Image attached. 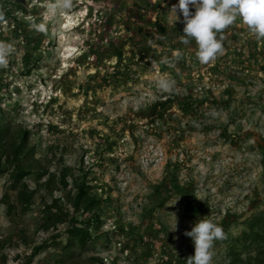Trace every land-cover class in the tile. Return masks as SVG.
<instances>
[{
	"label": "rangeland",
	"instance_id": "374dc122",
	"mask_svg": "<svg viewBox=\"0 0 264 264\" xmlns=\"http://www.w3.org/2000/svg\"><path fill=\"white\" fill-rule=\"evenodd\" d=\"M178 2L54 11L59 0H0V41L13 49L0 67V127L12 141L27 133L15 162L32 172L15 185L0 147V264H187L184 233L204 216L226 233L212 264H264V39L238 18L203 64L196 42L182 43L179 10L173 23ZM84 182L99 200L88 210L74 207ZM94 216L86 247L60 263L70 220Z\"/></svg>",
	"mask_w": 264,
	"mask_h": 264
},
{
	"label": "clouds",
	"instance_id": "9594fccd",
	"mask_svg": "<svg viewBox=\"0 0 264 264\" xmlns=\"http://www.w3.org/2000/svg\"><path fill=\"white\" fill-rule=\"evenodd\" d=\"M71 6L72 0H59L58 4L50 5L54 11ZM190 7L195 11H190ZM178 10L182 13L185 25L181 35L182 43L187 45L194 40L197 57L203 64L214 61L223 52V39L218 38V34L237 22L238 18L256 38L264 39V0H179L170 10L173 23L179 19ZM33 26L41 32L47 30L44 23ZM12 50L10 43L0 41V67L7 65ZM176 55L179 56L178 51ZM172 83L168 79H161L159 86L170 89ZM176 224L174 215V230ZM184 235L192 238L195 249L194 255L187 259V264H212L214 242L226 238L222 226L207 216L197 220L191 231H186Z\"/></svg>",
	"mask_w": 264,
	"mask_h": 264
},
{
	"label": "trees",
	"instance_id": "16d2710c",
	"mask_svg": "<svg viewBox=\"0 0 264 264\" xmlns=\"http://www.w3.org/2000/svg\"><path fill=\"white\" fill-rule=\"evenodd\" d=\"M160 30L164 31L162 28ZM30 41L33 45H36L37 43L35 39L33 38H30ZM117 57L121 59L120 54H118ZM26 64H29V62L27 61ZM165 105H166V102H163V103L160 102V103L155 104L152 107V113L153 114L157 113V111L161 109L163 111L165 109ZM186 106L189 107L188 104ZM8 132H9V129L6 126L0 127V147L4 149V153L7 155V161L11 165L15 166V169L11 173V178L14 181V184L18 185L23 181L25 177L32 174V172H26V170L23 167H21L18 164V162H15V161H18L20 155L26 151L25 150L26 149L25 138L27 136V133L21 132L17 134L16 139H18V141L16 139L12 141V139L8 138ZM167 187L168 186H165V188ZM78 189H79L78 193L74 199V207L76 209H78L80 205L83 203L85 204V207L87 210L92 209L93 207L98 205L99 200L87 198L88 197L87 191L90 189V187L87 186L85 182L82 183ZM20 197L23 200V198L25 197V194L21 192ZM191 197H192V194H191ZM47 219L50 220L49 217ZM98 220L99 218L97 216H94L88 220L81 221V222H78V220L74 218L70 220V227L66 231L68 235L67 237L68 243L66 244V246H63V251L61 253L62 258L60 260V263H63V260H62L63 257L68 258L73 255L71 248H73L74 246L78 249H84L86 247V245L91 239V236L89 234V228L91 225H97ZM261 223H262V220L259 218H255L253 221L249 222V229L251 231V234L255 233V228L259 227ZM245 237H248L247 233L245 234ZM43 247L44 246L41 245V246H38L37 248H34V252L29 256L28 260L30 261L37 254L38 251L43 249Z\"/></svg>",
	"mask_w": 264,
	"mask_h": 264
}]
</instances>
